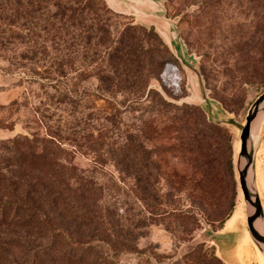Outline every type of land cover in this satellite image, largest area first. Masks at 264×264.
Wrapping results in <instances>:
<instances>
[{
	"label": "trees",
	"instance_id": "16d2710c",
	"mask_svg": "<svg viewBox=\"0 0 264 264\" xmlns=\"http://www.w3.org/2000/svg\"><path fill=\"white\" fill-rule=\"evenodd\" d=\"M117 16L104 0H0V44L22 45L23 59L43 56L42 76L56 95L44 93L61 106L59 113H48L46 104L36 109L44 135L0 140V221L16 229L0 233V245L10 246L1 248L0 264H225L204 242L163 260L139 247L145 225H163L179 239H189L201 218L221 226L239 186L228 127L200 105L179 103L184 95L167 91L162 80L176 61L165 41L154 28L118 24ZM255 17L251 34L219 53L222 71L264 62V21ZM89 68L95 106L88 113L81 82ZM208 88L234 112V93ZM126 113L137 114L135 127H127ZM75 151L91 155L92 165L75 164ZM108 166L117 173L116 190L124 182L142 205L143 219L126 223L109 199L94 175ZM124 253L138 259L125 263Z\"/></svg>",
	"mask_w": 264,
	"mask_h": 264
},
{
	"label": "rangeland",
	"instance_id": "374dc122",
	"mask_svg": "<svg viewBox=\"0 0 264 264\" xmlns=\"http://www.w3.org/2000/svg\"><path fill=\"white\" fill-rule=\"evenodd\" d=\"M104 1L118 15V24L129 23L136 27L154 28L165 41L170 57L176 60L170 62L162 73L167 91L176 96L183 94L178 100L179 103L200 105L208 118L227 126L233 135V158L239 189L235 206L224 223L218 226V223L211 224L201 218L189 239H179L160 224L145 225L144 229L148 234L140 238L139 247L149 254L153 250L151 254L156 259L163 260L165 256L180 258L198 243L204 242L215 246L217 255L225 264H264V255L252 241L247 228L249 207L244 199L237 171L242 126L245 125L250 108L264 92V62L241 61L236 67L231 66L235 61L229 60L227 62L231 63L230 70L222 71L218 60L219 53L228 44L238 42L241 35L248 37L251 34L255 15L261 16L264 21V0ZM5 43L0 44V140L19 134L44 135V125L36 109L46 104L49 105L46 108L48 113H59L61 106L59 108L56 104L55 97L49 98L44 93V89H47L56 95L49 85L50 81L42 76L43 56L23 59L20 55V51L24 50L22 45ZM19 63L26 64L27 68L18 66ZM30 65L36 69L39 66V73L30 72ZM91 73L90 68L86 69L81 82L86 89L82 109L88 113L94 111L95 106V98L88 91L94 88L95 79ZM152 87L166 95L158 83L153 82ZM208 87L218 91L226 87L228 94L234 93V112L225 110L218 100L212 98ZM98 105L104 112L110 111L104 101H99ZM136 117L137 114L126 113L127 127L137 125ZM72 159L82 168L90 167L93 163L91 155H84L79 151L72 152ZM174 164L183 171L182 164ZM255 169L256 183L264 208V119L258 139ZM94 175L106 186L109 199L117 204L126 223H136L138 219H143L142 205L125 189L126 184L118 181L120 191L116 190L113 178H117V173L111 166L98 169ZM1 232L14 233L16 229L2 225L0 221ZM0 246L1 251V248L10 249L6 244ZM0 253L3 254L4 251ZM122 259L125 263H134L138 255L124 253Z\"/></svg>",
	"mask_w": 264,
	"mask_h": 264
},
{
	"label": "water",
	"instance_id": "95a60500",
	"mask_svg": "<svg viewBox=\"0 0 264 264\" xmlns=\"http://www.w3.org/2000/svg\"><path fill=\"white\" fill-rule=\"evenodd\" d=\"M264 110V92L257 98L250 108L246 117L245 125L242 126L240 135L241 147L237 171L239 174V184L244 199L249 207L247 214V228L259 251L264 255V208L256 183V152L258 138L256 143L252 137V127L260 111ZM262 126V125H261ZM261 224V227L258 226Z\"/></svg>",
	"mask_w": 264,
	"mask_h": 264
},
{
	"label": "bare ground",
	"instance_id": "6f19581e",
	"mask_svg": "<svg viewBox=\"0 0 264 264\" xmlns=\"http://www.w3.org/2000/svg\"><path fill=\"white\" fill-rule=\"evenodd\" d=\"M264 119V110L260 111V113L258 114V117L252 127V137L254 139V143H256L257 138H258V133L260 131L261 125H262V121ZM258 226L261 227V224L258 223Z\"/></svg>",
	"mask_w": 264,
	"mask_h": 264
},
{
	"label": "crops",
	"instance_id": "0c3cea01",
	"mask_svg": "<svg viewBox=\"0 0 264 264\" xmlns=\"http://www.w3.org/2000/svg\"><path fill=\"white\" fill-rule=\"evenodd\" d=\"M169 42H170V44L172 45V42H171L170 38H169ZM180 50H181V49H180Z\"/></svg>",
	"mask_w": 264,
	"mask_h": 264
}]
</instances>
